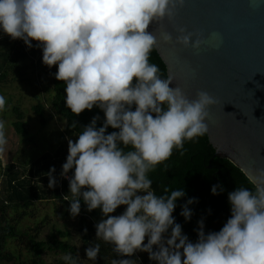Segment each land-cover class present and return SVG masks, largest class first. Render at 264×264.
<instances>
[{
	"label": "trees",
	"instance_id": "obj_1",
	"mask_svg": "<svg viewBox=\"0 0 264 264\" xmlns=\"http://www.w3.org/2000/svg\"><path fill=\"white\" fill-rule=\"evenodd\" d=\"M12 1V9L0 5V19L23 22L25 12L35 17L34 69L46 75L50 104L82 147L45 153L29 170L8 165L0 197V264L20 259L6 246L24 237L31 257L20 264H43L48 250L67 255L55 264L76 261L77 247L64 239L69 231L39 239L38 228L21 231L8 217L10 206L63 198L80 214L82 246L95 264H144L120 224L131 220L157 229L158 218L145 217L154 206L171 217L172 231L201 245L217 244L224 264H264V194L229 159L216 156L209 168L215 149L207 133L174 118L159 52L143 31L125 30L137 25L132 2ZM17 45L15 40L6 51L0 47V81L27 58ZM34 111L45 126V105L37 103ZM16 112L15 129L26 134L24 114ZM124 185L149 193L150 202L137 200L133 207L126 194L114 190ZM102 218L113 224L100 225ZM151 249L153 264H160L155 242Z\"/></svg>",
	"mask_w": 264,
	"mask_h": 264
},
{
	"label": "water",
	"instance_id": "obj_2",
	"mask_svg": "<svg viewBox=\"0 0 264 264\" xmlns=\"http://www.w3.org/2000/svg\"><path fill=\"white\" fill-rule=\"evenodd\" d=\"M164 61L174 118L264 194V0H130ZM125 31H123L124 33Z\"/></svg>",
	"mask_w": 264,
	"mask_h": 264
},
{
	"label": "rangeland",
	"instance_id": "obj_3",
	"mask_svg": "<svg viewBox=\"0 0 264 264\" xmlns=\"http://www.w3.org/2000/svg\"><path fill=\"white\" fill-rule=\"evenodd\" d=\"M59 2L61 5L66 4L65 0H59ZM0 5L8 9L15 6L12 0H0ZM24 16L23 22L18 18L3 20L4 22L0 19V27L4 28L1 31V50L10 49L12 42L16 40L17 48H23L27 52V58L19 60L17 67L9 69L7 79L0 81V197L4 192L6 176L4 171L9 164L13 163L19 170H29L38 165L39 159L45 153H52L59 147L65 151L67 145L70 150L74 146L82 147L76 134L68 132L65 118L53 110L50 104L52 92L46 89L49 85L46 75L40 77L36 74L33 64L36 58L34 50L38 42L36 20L30 12H25ZM3 63L4 56L0 55V68ZM8 63L9 61L5 63V67ZM39 102L45 105L47 119L45 126L34 111V106ZM17 109L24 114L26 134L18 133L15 129L14 122L18 119ZM64 175L68 173L62 174V178L69 181L70 177ZM114 190L116 193L126 194V198L131 201L133 207L137 200H142L146 206L151 199L149 193L137 189L130 191L128 185L116 187ZM70 205V200L66 198L36 200L28 208L10 206L8 217L9 221L21 231L28 230L34 233L38 228L39 239L50 240L54 234L59 236V231H69L70 236L64 239L77 247V259L73 264H95L93 258L85 253L82 246V235L79 229L80 214L72 210ZM151 209V213L145 217H150L152 220L158 218L157 229L134 226L131 220H122L120 224L130 237L133 248L139 252L144 264H153L150 258L153 242L159 254L160 264H224L217 244L201 245L189 240L181 231H172L171 217L163 214L161 207L154 206ZM100 223L103 226L113 224L106 218H102ZM6 249L21 257L4 264H20L21 258L28 260L31 257L28 237H24L23 240L10 239ZM66 257L67 255L63 252L49 250L41 255L43 264H55L59 259Z\"/></svg>",
	"mask_w": 264,
	"mask_h": 264
},
{
	"label": "built area",
	"instance_id": "obj_4",
	"mask_svg": "<svg viewBox=\"0 0 264 264\" xmlns=\"http://www.w3.org/2000/svg\"><path fill=\"white\" fill-rule=\"evenodd\" d=\"M64 176H67L68 177L69 175H64Z\"/></svg>",
	"mask_w": 264,
	"mask_h": 264
},
{
	"label": "crops",
	"instance_id": "obj_5",
	"mask_svg": "<svg viewBox=\"0 0 264 264\" xmlns=\"http://www.w3.org/2000/svg\"><path fill=\"white\" fill-rule=\"evenodd\" d=\"M2 28H0V30H1ZM1 35V34H0Z\"/></svg>",
	"mask_w": 264,
	"mask_h": 264
}]
</instances>
